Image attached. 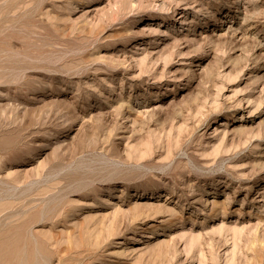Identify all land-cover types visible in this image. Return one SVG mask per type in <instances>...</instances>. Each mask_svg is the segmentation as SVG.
<instances>
[{"label":"rangeland","instance_id":"1","mask_svg":"<svg viewBox=\"0 0 264 264\" xmlns=\"http://www.w3.org/2000/svg\"><path fill=\"white\" fill-rule=\"evenodd\" d=\"M0 264H264V0H0Z\"/></svg>","mask_w":264,"mask_h":264},{"label":"bare ground","instance_id":"2","mask_svg":"<svg viewBox=\"0 0 264 264\" xmlns=\"http://www.w3.org/2000/svg\"><path fill=\"white\" fill-rule=\"evenodd\" d=\"M139 155H141V154H139ZM135 156V155H134Z\"/></svg>","mask_w":264,"mask_h":264}]
</instances>
